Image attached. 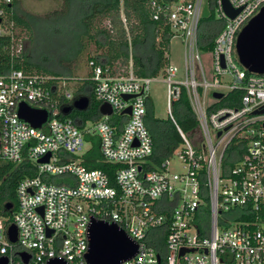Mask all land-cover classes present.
Wrapping results in <instances>:
<instances>
[{
    "label": "built area",
    "instance_id": "built-area-1",
    "mask_svg": "<svg viewBox=\"0 0 264 264\" xmlns=\"http://www.w3.org/2000/svg\"><path fill=\"white\" fill-rule=\"evenodd\" d=\"M210 3L179 0L165 8L152 3L156 20L169 10L173 35L185 44L184 78L170 63L163 73L169 118L181 142L160 164L150 159L154 140L146 125L158 76L136 75L132 64L113 74L95 60L83 78L15 68L0 74V161L30 163L35 171L18 182L16 207L7 210L9 202L0 201V258L7 257V264H49L54 258L88 264L93 219L116 223L137 243V253L120 264H162L155 244L162 236L163 264H264V73L244 67L236 48L264 0H229L241 9L235 17L222 0L211 3L222 27L206 60L200 26ZM224 74L231 75V83L222 81ZM88 82L96 101L113 111L99 110V117L82 121L63 108ZM183 88L199 124L194 133L184 131L173 112ZM233 91L239 98H229ZM214 92L224 96L215 99ZM21 103L46 110L45 123L35 127L21 118ZM128 107L131 114L124 113ZM86 141L90 146L84 151ZM95 146L101 160L117 165L113 179L86 165ZM179 149L183 171L172 173L171 158ZM48 154L49 161L39 162ZM11 224L18 229L16 242L8 235ZM21 253L30 256L28 263Z\"/></svg>",
    "mask_w": 264,
    "mask_h": 264
},
{
    "label": "trees",
    "instance_id": "trees-1",
    "mask_svg": "<svg viewBox=\"0 0 264 264\" xmlns=\"http://www.w3.org/2000/svg\"><path fill=\"white\" fill-rule=\"evenodd\" d=\"M21 1L0 0V10H5L3 15L0 14L3 29L0 34V74L15 68L57 76L73 75L90 42L95 43L100 53L90 57L88 62L95 60L110 68L113 74L127 72L132 64L136 75L154 77L162 75L170 63V42L174 35L168 21L169 10H162L156 20L152 3L157 1L165 8L179 0H63L60 10L43 16L21 9ZM211 3L204 9L200 26V43L204 51L213 47V40L222 27L214 19ZM103 20H107L108 25L101 26ZM16 26H23L32 32L34 44L31 47L25 46L18 51L17 37L13 32ZM240 95L239 91H233L229 98H239ZM81 96L89 97V107L82 111L73 109L70 115L82 121L99 117L100 103L94 97L92 82H88L76 98ZM173 112L184 131H198L199 124L185 88L180 100L173 105ZM146 125L154 140V152L150 159L160 164L180 145L181 137L170 118L154 117L150 100ZM86 165L105 170L112 179L117 168V165L101 160L97 146L91 150ZM30 167V163L16 165L0 161V179H3L0 201L3 204L17 203L15 188L22 178L34 174ZM10 213L6 211V215ZM155 242L163 264L165 237H158Z\"/></svg>",
    "mask_w": 264,
    "mask_h": 264
},
{
    "label": "water",
    "instance_id": "water-1",
    "mask_svg": "<svg viewBox=\"0 0 264 264\" xmlns=\"http://www.w3.org/2000/svg\"><path fill=\"white\" fill-rule=\"evenodd\" d=\"M224 9L230 17H235L241 9H233L229 0H222ZM237 53L241 64L249 71L255 73H264V6L259 13L255 15L248 24L242 29L237 38ZM223 66L225 64L223 63ZM224 96L222 92H214L213 98L221 99ZM133 97L125 95V99ZM90 105L88 96H81L74 100L73 104L63 108L65 113L73 109L86 110ZM99 110L102 114H111L112 108L108 103L100 105ZM124 113L131 114V107H128ZM19 116L28 121L35 127H41L47 120L48 113L43 109H35L26 103L19 106ZM51 155L43 157L39 162L49 161ZM13 203H6L5 208L11 209ZM8 235L12 242L18 239V229L15 224L8 228ZM50 235V233H48ZM90 248L86 255L88 264H120L122 261L132 258L138 250V245L128 234L116 223H108L102 220H92L89 228ZM186 250H182L183 254ZM26 263L30 256L21 253ZM160 261V259H159ZM7 257L0 258V264H7ZM49 264H68L66 261L54 258Z\"/></svg>",
    "mask_w": 264,
    "mask_h": 264
},
{
    "label": "rangeland",
    "instance_id": "rangeland-1",
    "mask_svg": "<svg viewBox=\"0 0 264 264\" xmlns=\"http://www.w3.org/2000/svg\"><path fill=\"white\" fill-rule=\"evenodd\" d=\"M63 0H22L20 8L32 12L39 15H46L55 10H60L63 7ZM214 19L219 21L217 14L214 13ZM12 25V23H10ZM99 24V22H98ZM101 26L108 25L107 20H103L100 22ZM15 36L17 37V48L18 51L21 48L31 47L34 42V38L32 32H30L27 28L23 26H16L13 30ZM100 53V50H97V47L94 42L88 43V48L83 56L80 58L78 62V66L76 72L73 75H77L80 78L86 77L88 75L90 68L88 67V59L93 55ZM184 54H185V44L183 38L180 36H174L170 42V50H169V62L171 65L177 66L180 69L178 74L179 79H183V71H184ZM204 57L206 60L209 59V50L203 51ZM209 65V63L207 62ZM163 75H159L158 79L155 80L151 84V91L149 94V99L152 104V109L154 113V117L158 119H168L169 118V110H168V87L167 84L163 81ZM223 82L231 83L232 78L230 74L220 75ZM98 102V101H97ZM90 146V143L86 141V145L84 151ZM181 149L177 150V152L172 156L171 162L169 165L170 171L172 173H178L183 171V164L178 156V153ZM17 203H15V207Z\"/></svg>",
    "mask_w": 264,
    "mask_h": 264
}]
</instances>
